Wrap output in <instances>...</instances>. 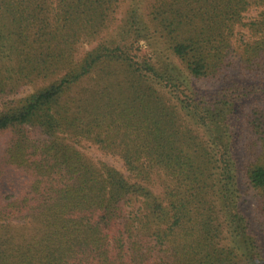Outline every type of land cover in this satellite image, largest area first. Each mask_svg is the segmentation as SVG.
<instances>
[{
    "label": "trees",
    "instance_id": "1",
    "mask_svg": "<svg viewBox=\"0 0 264 264\" xmlns=\"http://www.w3.org/2000/svg\"><path fill=\"white\" fill-rule=\"evenodd\" d=\"M0 104V264H264V0H0Z\"/></svg>",
    "mask_w": 264,
    "mask_h": 264
},
{
    "label": "rangeland",
    "instance_id": "2",
    "mask_svg": "<svg viewBox=\"0 0 264 264\" xmlns=\"http://www.w3.org/2000/svg\"><path fill=\"white\" fill-rule=\"evenodd\" d=\"M127 7H128L127 3H122L120 5V9L118 10V13L116 15L117 19H116L114 26H117V24L120 23L121 19L123 18L124 14H125V11L127 10ZM255 14H256V12L253 11L251 14H248V17L254 16ZM110 32H111V29L108 30L107 32H104L95 41L93 40L91 42H85V41L81 42V44H79V47H78L79 54L80 55L83 54L84 51L90 49L92 46L97 44L98 41L103 40V39L105 40ZM242 32H243V30H242ZM140 45L143 47V49L147 53H149V54L152 53L153 49L150 46L146 45V43L144 41L140 42ZM40 84L41 83H39L38 85H40ZM197 85L200 88H205V89H210V88L214 87V84L205 83V82H198ZM35 87H36V85L25 88L17 97H22L24 95L29 94L30 92H32L35 89ZM0 109H1V104H0ZM81 149L86 154H88L90 157H92L95 161L104 162L106 164H109V165H112V166L118 168L119 170L124 171L123 164L117 156L107 155L104 152H102L101 150H99L96 146H94L90 143H84L82 145ZM124 173L126 175H128L127 172H124ZM252 205H253V200L251 199V196H244V207L247 210L251 211ZM11 229L14 231L15 234L21 233L24 231L26 232L27 229H29V225L27 226L26 223H21V224L14 223Z\"/></svg>",
    "mask_w": 264,
    "mask_h": 264
}]
</instances>
